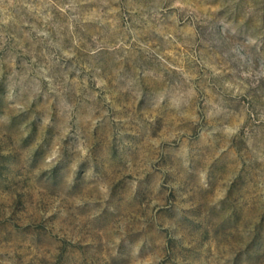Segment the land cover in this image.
Wrapping results in <instances>:
<instances>
[{"label": "rangeland", "instance_id": "374dc122", "mask_svg": "<svg viewBox=\"0 0 264 264\" xmlns=\"http://www.w3.org/2000/svg\"><path fill=\"white\" fill-rule=\"evenodd\" d=\"M0 264H264V0H0Z\"/></svg>", "mask_w": 264, "mask_h": 264}]
</instances>
